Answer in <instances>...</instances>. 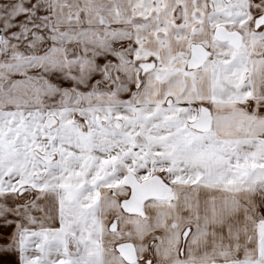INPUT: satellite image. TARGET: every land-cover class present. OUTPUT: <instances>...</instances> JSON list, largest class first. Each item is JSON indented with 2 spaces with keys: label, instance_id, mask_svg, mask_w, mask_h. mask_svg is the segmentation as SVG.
<instances>
[{
  "label": "snow or ice",
  "instance_id": "snow-or-ice-1",
  "mask_svg": "<svg viewBox=\"0 0 264 264\" xmlns=\"http://www.w3.org/2000/svg\"><path fill=\"white\" fill-rule=\"evenodd\" d=\"M0 264H264V0H0Z\"/></svg>",
  "mask_w": 264,
  "mask_h": 264
}]
</instances>
